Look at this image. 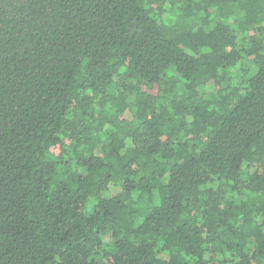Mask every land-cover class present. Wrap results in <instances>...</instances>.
<instances>
[{
	"label": "trees",
	"instance_id": "obj_1",
	"mask_svg": "<svg viewBox=\"0 0 264 264\" xmlns=\"http://www.w3.org/2000/svg\"><path fill=\"white\" fill-rule=\"evenodd\" d=\"M0 264H264V0H0Z\"/></svg>",
	"mask_w": 264,
	"mask_h": 264
},
{
	"label": "rangeland",
	"instance_id": "obj_2",
	"mask_svg": "<svg viewBox=\"0 0 264 264\" xmlns=\"http://www.w3.org/2000/svg\"><path fill=\"white\" fill-rule=\"evenodd\" d=\"M251 74L253 73V71H251L250 72ZM104 243L107 245L109 242H110V238H109V236L108 235H106L105 237H104Z\"/></svg>",
	"mask_w": 264,
	"mask_h": 264
}]
</instances>
